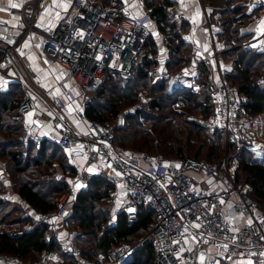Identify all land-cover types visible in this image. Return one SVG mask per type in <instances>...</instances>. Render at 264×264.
<instances>
[{"label":"built area","instance_id":"built-area-1","mask_svg":"<svg viewBox=\"0 0 264 264\" xmlns=\"http://www.w3.org/2000/svg\"><path fill=\"white\" fill-rule=\"evenodd\" d=\"M196 3L192 33L204 27L210 47L202 50L193 43L190 70L174 74L164 70L161 77L176 87L193 88L200 67L216 62L218 75L205 84L213 111L200 125L210 135L219 132L225 145L236 152L219 165L131 151L115 144L112 132L95 122L89 123L86 133L75 132L62 114L75 99L66 79L81 92L95 93L107 70L133 74L146 56L152 19L149 13L143 12L139 18L125 14V0H73L70 15L47 31L35 25L37 5L27 12L24 6L19 7V35L0 51V82L13 79L7 70L15 69L12 51L23 37L32 35L39 38L43 55L64 69L65 77L50 102L18 81L23 96L16 114H26L33 108V98L38 99L50 114L56 131L49 139L69 159L96 163L98 170L107 171L111 179L122 185L130 200L124 208L126 227L133 225L140 205L152 209L154 219L144 238L121 243L92 260L82 256L72 239H65L58 243L57 250H44L34 261L0 253V264H127L145 243L150 246L152 264H216L215 260L219 263L226 259L264 264V213L251 197V184L235 178L238 154L243 149L257 148L255 126L244 109L246 96L219 70V52L211 47V28L218 21L202 0ZM251 3L259 4V0ZM250 46L264 57V29ZM256 85L264 86V73ZM76 115L82 116L79 111ZM24 128L20 136L23 143L42 142L29 125ZM78 181L74 180L67 192L55 198L56 211L39 214L38 222L54 225L69 215ZM19 234L14 232L12 236Z\"/></svg>","mask_w":264,"mask_h":264},{"label":"trees","instance_id":"trees-1","mask_svg":"<svg viewBox=\"0 0 264 264\" xmlns=\"http://www.w3.org/2000/svg\"><path fill=\"white\" fill-rule=\"evenodd\" d=\"M150 2L151 1H144V7L147 10L151 8L149 11L150 17H153L152 19L158 31L168 38L170 54L165 64L166 70L169 73H177L191 58L190 50L188 53L184 51L188 46L180 39V35L186 30V25L185 28H180L178 31H175L176 23L172 21V13H168L174 5L172 1L155 0L156 4L154 5H151L152 3ZM229 11L230 15H223L224 20L221 22L223 29L220 33V37L223 38L226 43L230 40H239L241 38V36L238 35L239 25L236 23V19L239 17L235 18L236 13L241 11V9L239 6H236ZM232 25L234 27H232ZM150 40L151 37L149 35L145 45L146 56L132 74V86H134L133 83L137 81H151L148 71L154 65V62L147 56V53L153 50V48H149ZM238 50L239 49L236 51ZM154 52L155 51H152L151 54ZM231 52L235 53V50ZM227 57L229 58V56ZM260 58H262L261 53H257L249 47H243L241 51L233 57L232 62V71L237 72L236 83H233L232 78L229 77L232 73L226 74V79L234 86L236 85L238 90L247 98L244 109L254 123L256 137L259 121L264 122V86H257L254 78L258 70H263L262 64L264 62L261 61ZM256 61L258 64L256 63L257 65L253 66ZM260 61L262 63H260ZM200 68L203 77H206L204 73L208 72V69L204 66ZM106 81L107 84H111L110 88L112 87V90H120L125 99H128L129 95L131 97L132 92L130 93V91L134 89V87L131 88V85L123 86L121 79L118 80V76L109 77ZM103 83L99 90L93 93V98L88 100L84 106L83 115L90 122H106L101 110L96 107L98 106L97 103L100 100L99 98L104 96V91L102 90ZM203 88H205V85H203ZM149 90L150 92L152 91V95L155 93L157 94L153 95L147 102L146 107L148 108V112L138 110L132 114H127L123 127L121 126L114 131L116 134L114 136L115 144L125 149H128L126 148L127 145H132V147L135 146L136 148L131 151H144L154 156L198 160V155L201 153L204 145L199 143V135L201 133H198V130L193 133L195 127H198L204 132V139H220L221 135L219 132L208 135L207 131L202 126L187 120L182 121L183 124L187 125L188 129L190 128L186 131L184 137L182 135L184 130L179 124L172 121V119H167V116L161 114L157 116L154 115V111L158 112L162 110L166 103L168 105V100L170 103L177 100H185V102L189 101L194 103L192 98L194 92H192L191 89L180 86L176 87L172 83L162 80L157 84H151ZM205 94L203 101L201 103L199 102L200 104L198 103L194 105V107L187 104L186 112L193 108H199V113H202L203 118L209 116L213 108L208 92ZM22 95V90L17 83L9 84V87L4 91L0 89V159L6 161V167L10 172V178L13 181L15 193L25 205L34 212L49 214L56 211L55 198L66 190L67 184L58 182L53 177H47V174L34 172V170L36 168H43V170L47 168L50 169L53 160H57L63 170L67 169L70 173H74V169L67 166L65 156L64 158L59 156L63 155V153H61L62 149L52 141L43 140L40 143L38 155L35 158L33 156L35 145L33 143H28L27 146L22 145L24 143L20 141L19 136L23 133V118L22 115L15 114V111L19 108ZM162 100H166V103ZM150 121L151 124L149 128H143L144 124ZM176 126H178V129H176ZM209 147L213 148L212 145ZM261 151H264V146L261 147ZM193 152L194 156H191ZM24 153L26 155H24ZM249 153L250 151L241 150L238 157L239 164L235 178L236 181H239L238 172L240 170L246 174L245 180L251 184L253 188L251 197L256 201L259 209L264 213V157L261 160L257 157L250 159V157H248ZM214 154V150L208 151L207 153V155L211 156ZM7 169L5 168V171ZM26 172L27 175L29 174L31 176L26 177ZM38 174L40 177L35 176ZM112 188V183L104 176H91L88 180L87 188L78 192L70 207L69 215L64 219V226L66 229L75 233L71 239L80 249L84 258L92 260L97 254H105L108 250L119 246L121 243H132L137 241L140 239L139 236L145 233L147 234L150 230L154 214L152 209L143 205L138 206L136 220L131 227H126L127 218L126 214L123 212L118 215L114 223L104 225L107 213H99L100 211L96 209V204L102 201V199H104L103 197L106 196ZM4 205V201L0 200V226L4 221V216L1 215L4 210ZM99 217L101 218L98 219ZM13 219L16 220L17 223L30 221L29 217H16ZM11 222L14 221L11 220L10 223ZM47 227L46 223L34 224L31 229L22 231L21 234L17 236H12L8 231L0 228V253L15 256L24 261H34L44 250H57L58 244L55 243L54 239H51L49 242H46L44 239ZM127 264H152V253L149 244L145 243V246L141 250L136 251L133 254L131 262Z\"/></svg>","mask_w":264,"mask_h":264},{"label":"crops","instance_id":"crops-1","mask_svg":"<svg viewBox=\"0 0 264 264\" xmlns=\"http://www.w3.org/2000/svg\"><path fill=\"white\" fill-rule=\"evenodd\" d=\"M72 1L73 0H10L12 4L18 5V7L13 8L9 6V0H0V9H2L0 10V51L4 47L9 45V43L14 40V37L19 35L20 15L18 13V9L20 6H24L25 11L27 12L34 5H37L38 13L35 18V25L40 29L48 31L54 28L59 19L68 17L70 15ZM144 1L145 0H125V12L131 15L146 12L147 10L144 7ZM170 1L174 3L172 8L180 11L179 13L184 17L185 22L187 23L186 30L182 32V34L180 35V39L184 44L188 46V48L185 50V53H188L190 50L191 58L189 61H187V63H185L182 68H180L178 72L188 71L190 70L194 62L192 57L193 43L196 44V47H199L202 50L208 49L210 47V43H206L204 27H201L197 31L193 32L194 34L192 33V19L194 14V7L197 4L196 0ZM202 1L203 3L205 1L208 4L207 6H209L207 11L210 13L211 10H214L213 12L217 14V16L222 14V12H219V8L217 7L218 4H220L222 10L227 11L233 9L236 6H239L241 11L236 13L235 18L239 17L238 19H236V23L239 25L238 35L241 36V39L245 40L244 43H248L250 40H252L253 42L254 38L257 37L264 29V24H262V22H264V0H259V4H253L251 3V0ZM213 26L211 28V37L213 41L211 47L213 46L219 52L217 56L218 67L220 72L226 75L231 71V69H233V59L231 60L225 54H222V52L227 50L229 45L224 41L223 38L220 37V33L222 32L221 21H219V23L215 25V28ZM150 37L151 40L149 41V48H153L152 51L155 52L153 54H151L152 51L147 53L149 59L154 62V65L149 69L148 73L151 79H153L152 83L157 84L162 80H166L161 77V74L164 70H166L165 64L169 59V43L167 36L158 31L154 21L150 26ZM12 57L14 60L16 72L15 69L11 67L7 69L8 72L12 75L13 79L1 81L0 89L3 91L6 90L11 83H17L21 88L22 84L18 82L21 81L25 86L36 92L42 99L50 102L53 95L59 92L58 84L64 79L65 71L57 62L43 55V49L39 38L34 35L23 37L17 44L15 50L12 51ZM204 67L208 69V72L204 73L208 79L217 77L218 72L216 70V62H212ZM65 84L75 95V99L72 103L67 105L65 109L62 110V114L64 115L67 123L72 128V130L78 133H86L88 131L90 121H88L84 117L83 110L86 102L89 100V98H87V95L90 93H84L78 90L70 79H66ZM77 111H79L82 116L77 117ZM22 118V131L25 130V125H29L31 131L37 136L41 137L42 141H51L49 139V136L51 134H54L56 131L52 125L50 114L40 104V101L38 99H36L35 97L33 98V108L26 114H24ZM33 144L35 145V151L33 153V156L35 158L38 155L40 144ZM24 155L26 154L24 153ZM67 162V166L73 168L74 173H70L67 169L63 170L60 167L59 162L57 160H53V178L58 182H64L66 184H69L70 182H73L78 178L80 182L78 181L77 185L81 190L86 189L88 186V181L81 179L82 175H87L86 177L88 178L94 175H102L103 173L108 175L107 171H103L100 169L98 170L96 163H89L81 159L71 160L69 158ZM2 174H4V172ZM120 186L126 195L124 188L122 187V185ZM16 198L18 200H21L18 195L16 196ZM26 208L28 207L26 206ZM26 208L23 209L20 217H29L30 221H26L24 223H3L1 224L0 228L8 231L4 227H15L20 224V228L8 232L11 235L14 232H20L21 234L22 231L31 229L32 225L34 224L44 223L38 222V216L40 213ZM47 226L48 227L44 234V239L46 242L54 239L55 243L58 244L62 240L71 239L75 234L74 232L66 229V227L64 226V220L62 222L57 221L54 225ZM132 259L133 256L131 257L129 262H131Z\"/></svg>","mask_w":264,"mask_h":264},{"label":"rangeland","instance_id":"rangeland-1","mask_svg":"<svg viewBox=\"0 0 264 264\" xmlns=\"http://www.w3.org/2000/svg\"><path fill=\"white\" fill-rule=\"evenodd\" d=\"M145 1H151L150 2V3H152L151 5L156 4L155 0H145ZM204 3H205V5H208L205 1H204ZM217 7L219 8V12L224 11L223 14H220L217 16V14H215L213 12L214 10H211L210 15L213 18H215L219 23V21L222 22L224 20L223 15H230V13L227 10H222V7L220 6V4H218ZM150 10H151V8L148 9L144 13L148 14V13H150V12H148ZM179 12L180 11L175 10V8H171L170 11H168V13H172V16H173L172 21L174 23H176L175 24V27H176L175 31H178L180 28H185V25H186L184 17ZM142 13L143 12H141L140 14H136V15H131L128 13V15L132 16L134 18H139V17H141ZM125 14H127V13H125ZM153 21L154 20L151 19V21L149 23V29H150V26H151ZM213 27L215 28L216 26L214 25ZM232 27H234V26L232 25ZM222 29H223V26H222ZM204 31H205L204 33L206 35V29L205 28H204ZM232 39H235V38H232ZM244 42H245V40L241 39V38L239 40H237V39L230 40L227 43L229 45L227 50L222 52V54L229 56V59L232 60L233 57L236 54H238L243 47H249L251 50H254L252 47H250L252 40H250L248 43L247 42L244 43ZM237 49H239V50L236 51ZM234 50H235V53L231 52ZM257 53H259V52H257ZM231 56H233V57H231ZM260 60L264 62L263 55H262V58H260ZM220 61H221V59H220ZM261 61H260V63H262ZM256 63H257V61L253 64V66L258 64V63L257 64ZM262 65H263V70L260 69L256 72V74L254 73L255 74L254 75L255 83L257 82V79L264 73V63ZM15 72H16V69H15ZM228 73H232L231 75H233V76L230 75L229 77L232 78L233 83H236L235 81H236L237 72L232 71V69H231V71ZM250 75H252V74H250ZM112 76H114V77L118 76V80L121 79L123 86H127V85L130 86L131 85L130 86L131 88L134 87V89H132L130 91V93L132 92L131 97L129 95V98L125 99L124 96H122L120 90L119 91L118 90H112V87L110 88L111 84L110 83L107 84L106 80ZM207 80H208L207 77H203L202 70L200 68L199 75L194 79L195 84L192 86L193 88H189V89H191L192 92H194V94L192 96L194 103H191L189 101L185 102V100H183V101L177 100V101H172V103H170L168 100L167 101L168 105H167L166 100H162L166 103L165 107L162 108V110H160L158 112L154 111L153 112L154 115L157 116V115L161 114L163 116H167V119H172V121L176 122L177 124H179V126H181L183 128L184 133L182 135L185 137L186 131L189 130L190 128L188 129L187 125L182 123L183 120L192 121L194 124H198L199 126H201L200 121L203 119V117H202V113H199L200 112L199 108L196 107L197 109L193 108L190 111L186 112V107H187L186 105L188 104V105H191L192 107H194V105L198 104L199 102L201 103L203 101V99L206 95L205 93H207V90L205 89L206 88L205 84H206ZM166 81H168L169 83H172L170 80H166ZM152 82H153V79H151L150 82L137 81V82H134L133 83L134 86H132V74L123 75L120 73L113 72L111 70H107L104 73V83L102 86V90L104 91V96L102 98H99L100 100L97 103L98 106H96V107H98V109L101 110V113H102L103 117L105 118L106 122L105 123L98 122L97 124L100 127L104 128L106 130H109L110 132H112L113 136H115L116 135L114 133L115 129H118L121 126L123 127V125L125 124V118H126L127 114H132L138 110L139 111L143 110V111L148 112V108L146 107L147 102L152 98L153 95L157 94V93H155L152 95V91L150 92V90H149L150 85L153 84ZM111 83H113V82H111ZM203 85H205V88H203ZM93 96H94V94L90 93L87 95V98H89V100H90L91 98H93ZM114 111H115V113H114ZM15 114H16V112H15ZM20 115H22V117H23L24 114L20 113ZM150 124H151V121L147 122L146 124H144L143 128H149ZM176 129H178V126H176ZM197 130H198V133H201L199 135V137H200L199 143H201V145H204L202 150H201V153L198 155L199 160H202L208 164L219 165L225 157H231L236 153L230 146L225 145L222 137H220V139L208 138L209 139V141H208V139H204V132L202 130H200L198 127L194 128L193 133H194V131H197ZM208 135H210V134H208ZM263 136H264V122L259 121V125L257 128V137H256L257 148H256V150L255 149L250 150V153L248 155V157H250V159H253L256 157L259 158L260 160L263 159L264 151H261V147L264 146ZM19 138H20V136H19ZM22 145L27 146V144H22ZM210 145H212L213 148H210L209 147ZM126 148H128L130 150H134V148H136V147L135 146L132 147V145H127ZM213 150L215 151L214 155H212V156L207 155L208 151H213ZM61 153H63V155H59V156L62 158H64V156H65V160L66 159L68 160L65 152L61 150ZM143 153L148 154L147 152H144V151H143ZM193 154H194V152L191 154V156ZM148 155L154 156L151 154H148ZM238 156H239V154H238ZM55 157H58V156H55ZM66 163H68V162H66ZM6 166H7L6 161L3 159L2 160L0 159V191H1V199L0 200L4 201V203H5V205L3 206L4 210L1 213V215L4 216L3 223L7 224V223H10L11 220L16 222V220H14L13 218L20 217V215L23 212V209L26 208V205H24L23 201L18 200L16 198L17 194L15 193V190L13 188V181L10 178V172ZM5 168L7 169L6 171H5ZM53 170H54V167H51L50 169L47 168L45 170H43V168H36L34 170V172L47 174V177L51 178L54 176ZM236 171H237V169H236ZM3 172H4V174H2ZM25 175H26V177L31 176L29 174L27 175V172L25 173ZM102 175L109 182L112 183L113 188L108 192V194L106 196L103 197L104 199H102V201H99L96 204V209H98L100 211L99 213H101V214H102V212L107 213V218L104 215V217H105L104 225H108V224L114 223L116 218L118 217V215H120L122 212L124 213V208H126V207H128V205H130V200L127 197V195H125L124 191L121 189V186L117 182H115L113 179H111L108 175H106L104 173ZM245 175L246 174L242 170H240L238 172V177H239L238 182H246ZM35 176L40 177L39 174L35 175ZM86 176L87 175H85V176L82 175L81 179L88 181L89 178ZM32 177H34V176H32ZM43 177H45V176H43ZM71 183L72 182L67 184V188L64 192H67L69 190ZM76 189H77V192H76V195H77L78 192L81 191V189L78 188V185H77ZM64 192H62V193H64ZM76 195H75V197H76ZM26 209H28V208H26ZM96 209H95V211H96ZM100 218L101 217H99L98 219H100ZM19 225L20 224H18V226H15V227L11 226V227H4V228L7 229L8 231H12L14 229L16 230L17 228H20ZM69 231H71V230H69ZM145 236H146V233L143 234L142 236H139V238L142 239ZM215 263L216 264H250L249 262H241V261H236V260H232V259H226V260H223L219 263H217V260H215Z\"/></svg>","mask_w":264,"mask_h":264},{"label":"snow or ice","instance_id":"snow-or-ice-1","mask_svg":"<svg viewBox=\"0 0 264 264\" xmlns=\"http://www.w3.org/2000/svg\"><path fill=\"white\" fill-rule=\"evenodd\" d=\"M9 6H10V7H13V8L18 7V5H16V4H12V3L10 2V0H9ZM0 10H2V9H0ZM262 24H264V22H262ZM177 167H179V166L177 165Z\"/></svg>","mask_w":264,"mask_h":264}]
</instances>
